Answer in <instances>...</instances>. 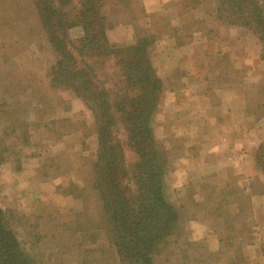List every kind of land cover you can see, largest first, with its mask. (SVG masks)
<instances>
[{
	"label": "rangeland",
	"instance_id": "374dc122",
	"mask_svg": "<svg viewBox=\"0 0 264 264\" xmlns=\"http://www.w3.org/2000/svg\"><path fill=\"white\" fill-rule=\"evenodd\" d=\"M142 1L101 0L99 11L108 25L106 38L109 44L130 46L139 37L146 38L148 58L161 84L150 128L153 146L164 153L162 157L167 161L163 195L179 215V235L160 243L152 262L262 264L253 247L237 245L243 234L247 236L246 241L253 237L264 239L262 223L255 224L251 230L246 227L245 210L250 198L243 191L249 181L243 179L240 184V165L245 155H251L256 171L264 174V169L257 168L254 158L264 141L261 43L248 28L231 25L223 16L221 18L217 13V0H162L147 9ZM17 3L23 6L21 19L14 13L12 15L7 7ZM3 26L5 32L0 31V45L4 47L6 41L2 37L10 35L15 46L8 50L0 48V104L4 103L2 94L11 102H27V109L22 107L14 112L23 114L18 124L23 122L31 133L26 140L19 127H8L9 118L0 113V209L8 216L32 264H119L108 237L98 192L88 185L93 177L91 166L97 151L92 114L72 91L53 92L46 88L47 72L56 57L32 9V0H0V30ZM68 34L71 39L78 40L82 30L75 27ZM119 36L122 44L110 39ZM166 36H175L176 42L196 47L192 61L195 62L198 56L201 62L213 64L223 82L236 78L240 82L235 87L241 93H250V99L244 98V115L251 121L246 122L240 117L237 120L238 116L231 118L233 123L241 125L242 134L229 129L232 122L224 124L226 128L221 131L223 126L219 117L214 118L225 166H217L223 172L207 178L209 180L196 182L198 175L193 174L190 182H173L169 173L174 168L173 163L178 162L176 156L183 150L180 146L182 137H176L178 133L172 132L165 120L166 125L160 126L156 132L160 114H163V85L153 63L156 62L153 51L157 40ZM204 43L202 50L206 54L201 55L199 45ZM231 62L236 69L232 68ZM4 71L22 72L30 90L22 95L16 76L10 75L2 80ZM254 81L256 83L252 84ZM226 85L223 83V88ZM5 89L8 90L6 93ZM40 95L46 97L45 103L50 107L42 116L30 111ZM176 119L175 125L180 128L190 120L183 115ZM52 122L57 124L53 126ZM252 138L259 143L249 148L248 139ZM128 156L131 158L133 154L129 152ZM236 185H244V189L239 191ZM254 188L264 191V183L254 180ZM192 195H199V198ZM48 208H55V211ZM191 224H197L193 230Z\"/></svg>",
	"mask_w": 264,
	"mask_h": 264
},
{
	"label": "trees",
	"instance_id": "16d2710c",
	"mask_svg": "<svg viewBox=\"0 0 264 264\" xmlns=\"http://www.w3.org/2000/svg\"><path fill=\"white\" fill-rule=\"evenodd\" d=\"M217 1L221 18L253 32L264 59V0ZM7 7L21 19L23 6ZM100 8L101 0H32V9L56 57L45 86L53 92L72 91L92 114L97 151L88 185L98 192L119 264H153L158 245L179 235V215L163 195L167 161L153 146L150 128L161 84L148 58L146 38L141 36L130 46L109 44L108 25ZM75 27L82 30L78 40L68 34ZM0 31L5 32L4 26ZM2 39L6 45L0 48H14L10 35ZM1 75L2 80L16 76L22 95L30 90L22 72L4 71ZM2 95L0 107L4 110L0 113L9 118L8 127L18 126L28 140L30 129L23 122L18 124L23 114L14 112L27 109L28 103L11 102ZM40 96L30 111L42 116L50 107L46 97ZM254 158L257 168L263 170L264 141ZM10 224L0 209V264H32Z\"/></svg>",
	"mask_w": 264,
	"mask_h": 264
},
{
	"label": "crops",
	"instance_id": "0c3cea01",
	"mask_svg": "<svg viewBox=\"0 0 264 264\" xmlns=\"http://www.w3.org/2000/svg\"><path fill=\"white\" fill-rule=\"evenodd\" d=\"M157 1L162 2V0H143L142 3L144 8L147 9L150 5H156ZM120 37L110 39L117 44H122ZM205 43L199 45L201 55L206 54L202 50ZM195 53L196 47H192L189 43L176 42L175 36L160 37L156 42V49L153 51V54L156 55V62L153 61V63L163 85L161 101L163 114H160L162 119L159 118L158 120L160 124L156 125V132L160 126L166 125L165 120L166 123L170 124L169 129L172 128V132L178 133L176 137H182L180 140H183L180 145L183 146V150H180L181 153L176 156L178 162L173 163L174 168L169 173L173 178V182L182 180H186L185 183L190 182L192 176H195L193 174L198 175L196 182L209 180L207 178H213L222 171L217 166H225L224 151L220 150V139L216 136L218 126L214 118L219 117L221 126L232 122L229 129L240 134L244 132L240 127L241 125L233 123L234 121L231 118L238 116L237 120L240 117L241 120L246 122L251 121L244 115L246 109L244 102L246 99H250V93H241L239 88L235 87L240 82L236 78L223 82L222 77L215 72L213 64L210 66L204 61L201 62L198 56L195 62L192 61ZM231 64L232 68L236 69L234 63L231 62ZM223 83L228 84L229 87L226 85L227 87L223 88ZM255 83V81L252 82V84ZM180 115L190 119L182 128L175 125L176 118ZM225 128L224 126L221 127V131ZM258 143L259 141L255 138L248 139L249 148L255 147ZM240 167L242 169L240 184L244 180L249 181L245 185V189L244 185L242 187L236 185V189L239 191L244 189L243 194L248 195L250 198V204H247V209L245 208L247 214L246 227L251 230L257 223H262L261 225L264 227V191H258L254 188V180L264 183V174L256 171L251 155H245L243 164ZM197 170H200V172ZM199 195L202 196V194ZM199 195L192 196L198 199ZM48 209L55 211V208ZM196 225L191 224V230ZM245 238L247 236L244 234L243 239L239 237L240 243L237 245L253 247V250L257 251L259 260L264 264V239L253 237L246 241ZM235 242H237V239Z\"/></svg>",
	"mask_w": 264,
	"mask_h": 264
}]
</instances>
